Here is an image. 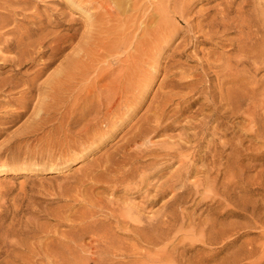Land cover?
Masks as SVG:
<instances>
[{
	"label": "rangeland",
	"instance_id": "rangeland-1",
	"mask_svg": "<svg viewBox=\"0 0 264 264\" xmlns=\"http://www.w3.org/2000/svg\"><path fill=\"white\" fill-rule=\"evenodd\" d=\"M75 1L76 4L71 0H0L1 250L8 249L6 242L18 243L22 237H29V242L35 241L34 238L39 240L46 228L50 232L56 229L59 233L66 232L70 229L68 225L65 226L66 223H78L72 222L75 213L78 218L83 213L81 211L96 206L95 203L93 205L96 198L104 196V200L111 197L113 200L119 199L117 201L120 203L131 199L145 218L168 207L169 211H177L178 217L187 224L211 221V218L221 223L224 221L222 225L228 232L221 236L223 239L220 237L218 243L204 244L198 235L191 236L185 245L195 244L197 249L202 247L200 251L207 254L224 247L210 264H228L234 251L238 252L237 264H264V138L261 141L251 138L252 144L245 142L237 157L243 168L238 169L236 175L220 165L228 160L224 155L229 152L225 147L226 142H238L239 134L235 136L233 133L238 132L242 124L248 127L249 121L242 118L246 114L226 119L219 129H213L216 123H211L212 129L204 136L197 133L195 126L202 119L198 112L205 108L206 103L203 83L210 82L212 90L217 92L220 82L214 72L216 69L209 68L207 63L210 61L211 65H219L228 60L226 58L239 57V52L233 49L237 29L231 27L224 32L223 28L208 26L207 20L218 11L229 9L231 18L237 16L239 21L251 20L255 24L253 30L258 29L259 36L264 37V0H126L124 5L118 0ZM78 3L80 5L77 6ZM85 7L94 11L92 13L90 10L93 17L90 12H85ZM239 9L242 10L240 13ZM105 10H108L107 14ZM163 11L166 24L161 19ZM205 16L207 20H204ZM158 21H161V25L156 27ZM199 23L205 26L202 25L201 29ZM234 23L232 26L238 24ZM213 28L222 29L223 34L219 32L215 35L217 30L211 31ZM63 36L70 39L62 44L66 49L40 75V89L37 87L36 92L34 90L35 94L32 95L35 96L29 99L31 102L26 112L22 116H15L24 111L18 103L21 79L35 75L42 63L49 60L52 49L60 42L57 39ZM30 42L33 44L30 45ZM26 45L35 51L40 48L47 50V54L37 57L36 63L31 66L19 65L14 57H18ZM262 63L259 60L253 62L251 74H256V80H264ZM207 70L212 72L210 78ZM54 77L62 80L60 83L63 86L57 83L56 78L54 81ZM67 79L72 80L67 84ZM11 81L18 83L12 87ZM121 87L127 91L120 94ZM108 96L113 100H109ZM75 105L77 118L85 114L89 117L70 128V131L61 130L62 115L70 114ZM41 108L44 111L37 114ZM55 112L58 113L57 117L61 116L59 121H51ZM88 120L94 125L89 128V133L95 136L88 138L87 142L83 130ZM238 121L240 126L234 124ZM260 123L261 128L264 120H260ZM263 128L261 131H264ZM78 140L82 144L76 148L74 143ZM197 146L199 149L195 152ZM65 153L68 157L63 159ZM124 154L135 162L134 167L139 168L136 179L131 186L120 184L116 191L108 190L110 193H106L103 187L109 188L110 184L105 181L96 183L91 178L92 173L98 177L104 173L106 163ZM2 165H5V169ZM205 180L217 185L222 196L220 206L212 201V193L204 195L203 203H197L200 198L203 199L196 191L200 188L197 185ZM92 197L95 198L92 200ZM185 199L188 203L182 204L181 201ZM164 202L170 206H163ZM79 209L80 212H77ZM69 214L72 216L65 217ZM97 218L103 219L104 215L99 213ZM64 219H72V223ZM231 229H235L236 236L231 235ZM23 232L25 236H21ZM186 234L189 232L179 233L175 243H183L181 241L187 237ZM120 238L128 239L125 234H121ZM234 238L233 246L225 244ZM85 239L86 244L91 241L90 238ZM127 241L135 248L140 245ZM16 245V259L15 255L11 256L9 263H6L8 257L6 253H1L0 264H10L13 260L16 261L13 264H16L26 260L27 249ZM80 253L88 259L98 257L92 255L91 251L81 250ZM120 259L123 258L117 257V260Z\"/></svg>",
	"mask_w": 264,
	"mask_h": 264
},
{
	"label": "bare ground",
	"instance_id": "bare-ground-1",
	"mask_svg": "<svg viewBox=\"0 0 264 264\" xmlns=\"http://www.w3.org/2000/svg\"><path fill=\"white\" fill-rule=\"evenodd\" d=\"M71 1L73 4L77 3L75 0H71ZM118 1L120 4H123V3H125L126 0H118ZM175 2H176V0H175ZM90 3H91V1H90ZM162 3L165 4V2H162ZM171 3H173V2H171ZM78 5H80V3H78L77 6ZM103 6H104L103 9H104L105 5H103ZM82 8H84L83 5H82ZM106 9H107V6H106ZM109 9H112V8H109ZM162 9H164V8H162ZM84 10H85V12L88 11V13L90 12V10H91V12L93 11L89 7H85ZM106 11H108V10H105V12ZM240 11H242V10L239 9L238 12L240 13ZM91 12H90V15L93 17V14H91ZM106 14H107V12H106ZM112 15H113V13H112ZM230 15L231 14H230L229 9H223V10L215 13V16L211 15L212 17H209L207 15L209 17V20H207V18H208L207 16H205L206 18L204 19V20L208 21V23H207L208 26L223 28V31L227 30V29L229 30V28L231 29V27L237 29L238 33H237V37H236L235 42H233V45H234L233 49H236L239 52V57H238V59H232V58H226L227 55H225V58L228 60H224L225 62L221 61L223 63L219 64V65L218 64H212L211 65V63H209L210 61L208 62V60H207L208 67L216 69L214 72L217 73L220 82L218 83L219 87L216 86V87H218V89L216 88L217 89V92H216L214 89L212 90V86H211L210 82H208L209 84H204L205 83L204 81H206V80L203 81L204 83H203L202 88L205 90V92L207 94L206 95V103H205V108L204 107L201 108L200 112H198L199 114L202 115V119H200L199 122L195 126L197 128V133L201 134V136L202 135L204 136V134H206L207 132H209V130L212 129V127L210 126L211 123H216V125H215V127H213V129H215V128L219 129L221 124L226 119H229V118L232 119V117H235L238 114H246L245 117L243 116L242 118H243V120L249 121V125H247L248 127H243L242 125H244V124H242L240 126L241 123L239 121H238V123L233 122L235 125L241 127L240 130H238V132L233 133V134H235V136H237V133L239 134V141L236 143L235 142L233 143L230 140L226 142L225 147L229 150V152H227V154L224 152L225 153L224 155H226L228 157L227 158L228 160L226 163H223L220 165L221 168L224 167L228 171H232V172H234V174L237 175L238 169L243 168V167H241V164L238 161L239 158H237L238 155L241 153L240 149H242V146L245 145L246 141H249L252 144L253 139L256 138L257 140L255 139V141H261V139L263 140V138H264V131H261V128H263L264 125L261 128L259 125L260 120H264V112H262V110H264V88H263L264 80H260V79L256 80V78L254 77V76H256V74L254 76L251 74L252 73L251 71L253 69L252 68L253 62H256L259 60V61H263V63H264V37L259 36V30L258 29L253 30L252 27H254L255 24L251 20L248 21V20H244V19L241 20L240 19L241 21H239L238 20L239 17L236 16L238 19L236 17L231 18ZM238 15H240V14H238ZM110 16H111V14H110ZM158 17H160V16H158ZM164 17L166 18V15L164 14V11H163V12H161V19L166 24L167 22L165 21ZM235 20L238 24H235L236 23ZM207 21H205V22H207ZM160 22L161 21H158L155 24L156 27H159L161 25ZM200 22L203 23L202 21H200ZM233 23L235 24L234 26H232ZM199 24H198L199 28L202 29L203 26H205L203 24H206V23H203L202 24L203 26L201 24L200 25ZM215 30H217V29L213 28V30H211V31H215ZM221 30L219 29V30L215 31L216 33H214V34L216 35L219 32H221L223 34V31H221ZM68 36H70V34ZM69 38H71V36ZM69 38L68 37L64 38V36H63V37L57 39L60 42L57 41L58 45H56V46H58V47L55 48L56 46H54V48L52 49L53 51L49 55V60L47 62L42 63V66H40V68L36 71L35 75H32L33 77L26 78L25 80L21 79L22 80V82H21L22 89L19 90V92H21V93L19 96L20 99L18 100V103L24 109V111L22 110V111L18 112L15 116H22L24 114V112H26L25 110L29 108L30 102H31V101H29V99H31V97L35 96V95H32L34 93V90L36 92L37 87H38V89H40V84H38V80H39L40 75L44 73L45 69L48 68L53 63V61H55L54 59L56 58V56L58 54L60 55V52L64 49H66L65 48L66 46H62V44L65 42H68L70 40ZM211 38H213V37H211ZM42 40H44V39H42ZM72 41H73V39H72ZM43 42L44 41H41V42L39 41V43H43ZM32 44L33 43L30 42V45H32ZM36 44H35V46H36ZM67 44H69V43H67ZM30 45H26L27 47L24 48V50L20 51L18 57H14V60L17 62V64L19 63V65H23V66L30 65L31 66L32 63L33 64L36 63L37 57H42L45 54H47V50H43L42 48L39 49V47H38L39 51H35L34 49L30 48L31 47ZM40 45H42V44H40ZM50 45H51V43H50ZM225 53L226 52H224V54ZM35 54H36V56H34ZM10 59H12V58H10ZM73 59H74V56H73ZM218 59H221V57ZM215 60H217V59H215ZM241 65L243 66L242 68H241ZM62 66L65 68L64 65H62ZM60 69H62V67ZM19 71L20 70H18V72ZM207 72H208V70H207ZM71 73H70V75L74 74V73H72V74ZM208 73H206V74L210 78V75L212 72L209 74ZM213 76H215V75H213ZM56 77H54V81H55ZM74 77H71V78H74ZM61 79H63V78H61ZM212 79H214V77ZM69 80H72V79H67V84H68ZM61 81L62 80L59 79L57 81V83H60ZM10 83H11V86L14 87L16 85V83H18V82L11 81ZM49 83H51V82H49ZM61 83H60V85H61ZM228 83H230V84L228 85ZM57 86L59 87V85H57ZM61 86H63V84ZM199 87H200V85H199ZM63 88H65V87H63ZM142 88H143V86H142ZM213 88H215V87H213ZM136 89H137V87H136ZM65 90H66V88H65ZM125 91H127L126 88L124 89L121 87L120 94H122ZM50 92H52V91L50 90ZM62 92H64V90ZM40 93L38 95H40ZM59 93H61V92H59ZM55 94H57V93H55ZM55 94L54 95L52 94V95L55 96ZM113 95H115V94H113ZM63 98H64V96H63ZM113 98H114V96H113ZM113 98H111V99L113 100ZM108 99L111 100L110 97ZM33 100H35V98ZM57 100H58V98H57ZM59 100H60V98H59ZM106 101H104V102H106ZM45 102H46V100H45ZM112 102H113L112 104H114V101H112ZM37 103L38 102H36V104ZM46 103L48 105H50L48 102H46ZM108 103H109V101H108ZM38 104H40V101ZM54 104H56V103H54ZM76 105H75L74 109H72V110L70 109L71 110L69 112L70 114H68V115H66L67 113L66 114L64 113L65 115L61 114L62 120H60L61 122L59 125V128L61 130L62 129L63 130H69L70 128L76 127L83 120H86L87 117H89V115H86V114L84 116H82V115H80L81 114L80 113L78 115H80L81 117L77 118L78 117L77 116L78 111L76 109L77 108ZM43 106H45V105H43ZM62 106H63V104H62ZM106 106L108 107V104L105 105V107ZM52 107H53V103H52ZM52 107H50L51 110H53ZM44 108L39 109L37 114H39V112H41V111H44L43 110ZM62 109H63V107H62ZM62 109H61V111H62ZM86 109H91V108H86ZM48 110L49 109H46L45 111H48ZM51 110H49L50 112H48V113H52ZM68 110H69V108H68ZM206 111H208V112H206ZM57 112H59V110ZM107 112L109 113V111H107ZM108 113H106V114H108ZM57 114L58 113L55 112V114H54L55 116L51 119V121L54 119H58V121H59L61 116L57 117L56 116ZM94 117H92V119H94ZM40 118H41V116H40ZM105 119H107V117ZM36 121H34V123H36ZM90 122L92 123V121H89V123H85L86 125H85V128L83 130L84 133L82 132L85 136L84 139H86L87 142H88V138H90L91 136H93V138H94V136H95V134L89 133V131H91V129L89 130V128H91V125H92ZM262 123H260V124H262ZM37 124H38V122H37ZM37 124H36V126H37ZM43 125H44V123H43ZM211 125L213 126V124H211ZM92 126H94V125H92ZM40 127H43V126H40ZM30 131L32 132V130H30ZM94 131L96 132V130H94ZM31 132H29V134ZM33 132H34V130H33ZM65 132L66 131H64V133ZM65 134H67V132ZM65 136H67V135H65ZM251 138H253V139H251ZM79 140L75 141L76 143H74V146H76V148H78L82 144V141H80L81 142L80 143ZM81 140H83V139H81ZM65 142H68V141H65ZM198 144L200 145V142ZM68 145H69V143H68ZM197 147H196L197 149L196 148L194 149L195 152L199 149V146H197ZM185 149H188V147ZM60 153H61V151H60ZM222 154H223V152H222ZM51 155H50V157H51ZM58 155H59V153H58ZM65 155H66V153H65ZM67 157H68L67 155L65 157L63 156V159H66ZM110 161L111 162L109 164L106 163L107 165L105 166V169H104L105 171L103 174H100L98 177H95V174L92 173L93 177H91V178L94 181H96V183L97 182H104V181L108 182L110 184V187L108 186L110 189L107 187H103V189H104V191H106V193H108L109 191H116L119 188L120 184L123 186V184L126 183L127 186H129V185L131 186V184L136 179V175H137V172L139 170L138 167H134L135 162H132L131 159H129L126 154H124L123 156L117 157V158H113ZM219 164H220V162H219ZM128 165L130 167H127ZM2 167L5 169V165H2ZM221 168L218 169V173L221 172ZM1 169L2 168H0V170ZM105 175H107V177ZM89 177H90V175L88 176V178ZM207 179H209V178H207ZM205 181L204 182L201 181L197 185L200 188L197 189L196 191H197V193L200 192V194L203 197V199L201 200V198H200V201H197V203L198 202H199L198 204L203 203L204 198H205L204 195L212 193L213 194L211 197L212 201L214 202L215 205L218 204L220 206L222 196H221V194H219V189L216 187L217 185L215 186V183L212 185L211 184L212 181L211 182L209 180H207L206 182ZM236 182H237V180H236ZM228 185H230V184H228ZM105 186H107V185H105ZM117 186H118V188H117ZM224 186H225V184H224ZM92 187H93V185H92ZM98 187H100V186H98ZM110 195L111 194H109V196ZM96 197H99V196H96ZM103 197L102 198H96L94 202L92 200L95 197L94 198L92 197L91 203L93 202V205L95 203L96 206L94 205L89 210L86 209V211H81V213L82 212L83 213L81 216H78V218H77V213H75L73 216L75 217V215H76V217L74 219L72 218L73 220L72 219L71 220H72V222L78 221V223H73V224H69V223L67 224L66 223L65 226L68 225L70 228L66 232L63 231V233L62 232L59 233L57 231V229L52 230V232H50L49 230H46L47 229L46 228L45 230L43 229L44 232L38 237L39 240H37V238H34L35 241L29 242V240H28L29 237L26 236L24 238L22 237L18 243L16 241H15L16 243L15 242H6L5 246L6 247L8 246V249L4 250L5 249L4 248L3 250H1V248H0V250H1L0 254L6 253V256L8 258H6L5 261L7 260L6 263L7 262L9 263L8 259H10L11 256H14L15 252L17 253V247L18 246L16 244H20L21 246L26 248L28 251L27 258H26V256H24L26 258V260H24L22 258L24 260V263L22 262L23 260L21 261L19 259L23 264H210L212 261L216 260V254L220 250L224 249V247H220L216 250V252H214L212 254H207V253H204L203 251H200V249H202V247L197 249L195 244L191 243L190 246L185 245L186 241L191 240V238H190L191 236L197 237L198 235L200 236L199 240L201 242H203L204 244L205 243L206 244L218 243L220 237L223 234H225L227 231L226 228L223 227L224 224L222 225V223L224 221L221 223V221L218 220L219 221L218 222L216 219L211 218V221H205L204 220L203 222H201V223L199 222L197 224H192V223L187 224L184 219H181L178 217V215L176 214L177 211L176 212L175 211H169L168 207H165V210L163 212H159L157 214L150 216L149 218L148 217L145 218L141 214V210L139 213L138 207H136V205L133 202H131V199L128 201L122 200V202L120 203V201H117L119 199L113 200L114 198L111 199V197H108L107 200H104ZM189 200H190V198H189ZM166 202H164L165 204L163 206H170L168 203L166 204ZM154 203L155 202H153V205H154ZM181 203L186 204V203H188V200L185 199L184 201H181ZM181 203H180V205H181ZM83 207L84 206H81V209L85 210V208H83ZM85 207H88V206H85ZM81 209H79V211H77V212H80ZM103 209H105V210H103ZM99 213H102L104 215L103 219L97 218V215ZM59 215H61V214H59ZM70 215L71 214L66 215L65 217H67V216L70 217ZM56 216H58V215H56ZM208 217H210V215H208ZM61 218H62V215H61ZM66 219H68V218H66ZM71 220L69 219V220H65V221H69L70 223H72ZM74 220H76V221H74ZM61 223H63V222H61ZM195 223H196V221H195ZM219 226L220 227L222 226V227L219 228ZM227 229H228V227H227ZM182 231H184L185 233L189 232V234H186L187 237L182 239L181 242H183V243H177L176 244L175 240L177 238V235H179V233H181ZM49 232L52 233V235H49L50 234ZM230 233L233 236L237 235V232L235 231V229H231ZM121 234L127 235L128 239L120 238ZM22 235L25 236L24 232H23V234H21V236ZM7 237H9V236H7ZM31 238H33V237H31ZM85 238H90L91 241L86 244ZM127 240L134 241L137 245L140 244L139 246H141V247L137 246L135 248V245H131V243H129ZM235 241H236V238H234L233 241H231L230 243H225V244H227V246H233ZM83 242H85V244H83ZM2 247H3V245H2ZM9 247H12L13 249L10 250ZM81 250H82V252L83 251H87V252L91 251L92 255L96 254L98 257L95 256L97 258H92V256H91V258L88 259V257H86L84 254H83L84 255L83 256L82 253H80ZM194 250H197V251L195 253H191ZM237 253H238L237 251H234L232 253L228 264H237V261H238L237 260ZM117 257L118 258L120 257L123 259L117 260ZM17 258H18V256H17ZM15 259H16V255H15ZM5 261L3 260L2 262H5ZM13 262H14V260L12 262L10 261V264H13ZM21 262L16 263V264H20Z\"/></svg>",
	"mask_w": 264,
	"mask_h": 264
}]
</instances>
